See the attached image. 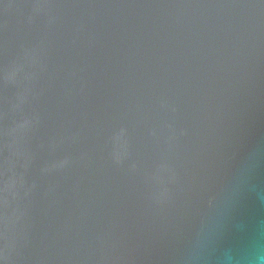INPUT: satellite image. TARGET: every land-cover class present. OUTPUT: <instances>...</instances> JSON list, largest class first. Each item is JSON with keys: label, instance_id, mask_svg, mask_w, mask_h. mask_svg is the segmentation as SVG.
<instances>
[{"label": "water", "instance_id": "1", "mask_svg": "<svg viewBox=\"0 0 264 264\" xmlns=\"http://www.w3.org/2000/svg\"><path fill=\"white\" fill-rule=\"evenodd\" d=\"M264 218V0H0V264H222Z\"/></svg>", "mask_w": 264, "mask_h": 264}, {"label": "clouds", "instance_id": "2", "mask_svg": "<svg viewBox=\"0 0 264 264\" xmlns=\"http://www.w3.org/2000/svg\"><path fill=\"white\" fill-rule=\"evenodd\" d=\"M222 264H264V218H254L245 226Z\"/></svg>", "mask_w": 264, "mask_h": 264}]
</instances>
